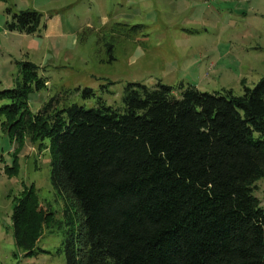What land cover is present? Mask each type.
Instances as JSON below:
<instances>
[{"label": "trees", "instance_id": "1", "mask_svg": "<svg viewBox=\"0 0 264 264\" xmlns=\"http://www.w3.org/2000/svg\"><path fill=\"white\" fill-rule=\"evenodd\" d=\"M39 18L13 13L5 28L32 35ZM45 81L20 63L0 111L15 142L48 150L49 184L73 208L65 264H264V205L252 195L264 177V76L240 95L127 83L121 108L59 95L31 112L27 95ZM3 169L14 173L15 162ZM52 216L32 184L20 191L11 228L25 256L43 227L60 226Z\"/></svg>", "mask_w": 264, "mask_h": 264}, {"label": "rangeland", "instance_id": "2", "mask_svg": "<svg viewBox=\"0 0 264 264\" xmlns=\"http://www.w3.org/2000/svg\"><path fill=\"white\" fill-rule=\"evenodd\" d=\"M21 11L40 15L36 33L47 27L42 44L54 40L51 23L57 22L60 33L71 35L67 45L63 39L54 50L47 44L28 50V37L4 29ZM22 62L35 64L46 80L27 95L31 112L59 95V104L91 108L100 100L121 108L127 83H160L176 97L186 86L240 95L242 86L251 88L264 76V0H0V91L19 77ZM84 88L90 96H83ZM7 102L0 99V107ZM5 123L0 111V264H65L60 243L74 225L73 208L49 184L48 150H38L26 137L15 142ZM13 161L16 171L7 174L3 167ZM28 184L60 226L43 227L35 252L25 256L12 238L11 209ZM254 186L252 195L263 206L264 177Z\"/></svg>", "mask_w": 264, "mask_h": 264}, {"label": "crops", "instance_id": "3", "mask_svg": "<svg viewBox=\"0 0 264 264\" xmlns=\"http://www.w3.org/2000/svg\"><path fill=\"white\" fill-rule=\"evenodd\" d=\"M33 1V0H32ZM34 12V11H33ZM6 13L7 14H9L7 11H6ZM49 21H51V19H49ZM53 21H55L54 19H53ZM51 25H55V27H54V30L56 31V33H53L52 35H50V37L51 36H54V37H52V38H54V40H52L51 38V43H49V44H47L46 42H44V44L46 45H48V51L49 50H54V49H56V46L59 44H61L60 43V41H62L63 39H65V40H63L62 42L64 43L63 45L65 46V45H67V40H68V38L69 37H71V35H68V36H66L67 34L66 33H64V35H63V33H60V32H62L64 29H63V27H62V25L60 24V23H57V22H52L51 23ZM5 27V26H4ZM46 25H44L43 26V33H35V34H32V35H25V34H20V33H16V32H10V31H7L6 30V28H4L10 35H17V36H21V35H23V36H25V37H28L29 38V46L27 47V49L28 50H36V48L39 46V45H44V44H42L41 43V40L43 41L44 40V35H45V31H46ZM38 29H39V25H38ZM37 29V30H38ZM4 31V30H3ZM38 32V31H37ZM66 36V37H65ZM45 40H47L46 39V36H45ZM72 40V39H71ZM72 44V41H70V45ZM17 79V78H16ZM15 79V80H16ZM15 80H12V86L11 87H13V85H14V83H15ZM10 87V88H11Z\"/></svg>", "mask_w": 264, "mask_h": 264}]
</instances>
